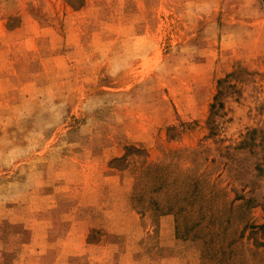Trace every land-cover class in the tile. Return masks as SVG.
Here are the masks:
<instances>
[{
  "label": "rangeland",
  "instance_id": "1",
  "mask_svg": "<svg viewBox=\"0 0 264 264\" xmlns=\"http://www.w3.org/2000/svg\"><path fill=\"white\" fill-rule=\"evenodd\" d=\"M0 264H264V0H0Z\"/></svg>",
  "mask_w": 264,
  "mask_h": 264
},
{
  "label": "trees",
  "instance_id": "2",
  "mask_svg": "<svg viewBox=\"0 0 264 264\" xmlns=\"http://www.w3.org/2000/svg\"><path fill=\"white\" fill-rule=\"evenodd\" d=\"M257 131L256 130H252V132L251 133H256Z\"/></svg>",
  "mask_w": 264,
  "mask_h": 264
}]
</instances>
